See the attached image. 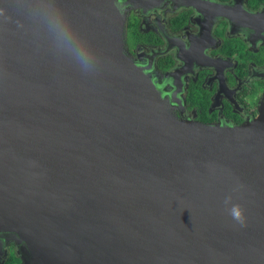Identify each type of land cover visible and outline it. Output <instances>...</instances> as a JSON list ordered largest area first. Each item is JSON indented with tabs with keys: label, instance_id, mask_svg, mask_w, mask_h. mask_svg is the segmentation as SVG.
I'll return each instance as SVG.
<instances>
[{
	"label": "water",
	"instance_id": "95a60500",
	"mask_svg": "<svg viewBox=\"0 0 264 264\" xmlns=\"http://www.w3.org/2000/svg\"><path fill=\"white\" fill-rule=\"evenodd\" d=\"M124 17L114 0H0V235L24 264H264V95L241 125L177 119L124 52Z\"/></svg>",
	"mask_w": 264,
	"mask_h": 264
},
{
	"label": "flooded vegetation",
	"instance_id": "af4514ba",
	"mask_svg": "<svg viewBox=\"0 0 264 264\" xmlns=\"http://www.w3.org/2000/svg\"><path fill=\"white\" fill-rule=\"evenodd\" d=\"M123 49L179 120L237 126L264 95V0H114ZM0 264H24L0 235Z\"/></svg>",
	"mask_w": 264,
	"mask_h": 264
},
{
	"label": "clouds",
	"instance_id": "9594fccd",
	"mask_svg": "<svg viewBox=\"0 0 264 264\" xmlns=\"http://www.w3.org/2000/svg\"><path fill=\"white\" fill-rule=\"evenodd\" d=\"M56 14V33L63 43L68 46V51L71 53L72 58L79 63L82 71H91L94 67V57L88 48L86 42L79 36L73 29L71 23L61 14L58 9H54ZM230 199V198H229ZM228 201H226L227 203ZM230 214L232 217L244 223L243 210L239 205L231 208Z\"/></svg>",
	"mask_w": 264,
	"mask_h": 264
}]
</instances>
